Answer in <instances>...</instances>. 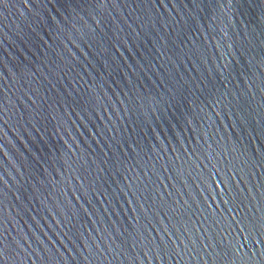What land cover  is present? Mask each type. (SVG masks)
<instances>
[{
	"label": "water",
	"instance_id": "water-1",
	"mask_svg": "<svg viewBox=\"0 0 264 264\" xmlns=\"http://www.w3.org/2000/svg\"><path fill=\"white\" fill-rule=\"evenodd\" d=\"M0 264H264V0H0Z\"/></svg>",
	"mask_w": 264,
	"mask_h": 264
}]
</instances>
